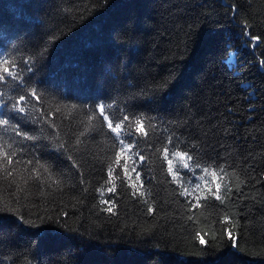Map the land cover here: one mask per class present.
<instances>
[{"label":"trees","instance_id":"16d2710c","mask_svg":"<svg viewBox=\"0 0 264 264\" xmlns=\"http://www.w3.org/2000/svg\"><path fill=\"white\" fill-rule=\"evenodd\" d=\"M0 76V264H264V0H0Z\"/></svg>","mask_w":264,"mask_h":264},{"label":"snow or ice","instance_id":"6c2138e0","mask_svg":"<svg viewBox=\"0 0 264 264\" xmlns=\"http://www.w3.org/2000/svg\"><path fill=\"white\" fill-rule=\"evenodd\" d=\"M6 79H7L6 76H0V80H6ZM23 99H24V97L21 96V100H23ZM15 111H16L17 116H19L21 113H24L25 109L23 107H19L18 109H15ZM125 119H128V117L125 116ZM10 123H11V118L9 120L0 119V124H10ZM116 127H120V125L117 124ZM17 135H20V132H17ZM26 138L31 139L32 137H26ZM138 178H139V176H138ZM217 190L219 191V185H217ZM216 198L220 199L219 196H217ZM108 211H111V209H108ZM150 211H151V209H150ZM200 243L203 244V243H205V241L203 239H201Z\"/></svg>","mask_w":264,"mask_h":264}]
</instances>
